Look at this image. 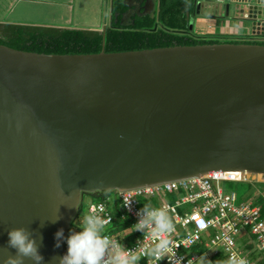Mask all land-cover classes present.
<instances>
[{
  "label": "water",
  "instance_id": "water-1",
  "mask_svg": "<svg viewBox=\"0 0 264 264\" xmlns=\"http://www.w3.org/2000/svg\"><path fill=\"white\" fill-rule=\"evenodd\" d=\"M197 5L196 16L264 37V0ZM212 172L264 176V45L94 55L0 45V264L20 227L42 264H58L66 244L55 248L54 234L69 235L86 195Z\"/></svg>",
  "mask_w": 264,
  "mask_h": 264
},
{
  "label": "built area",
  "instance_id": "built-area-1",
  "mask_svg": "<svg viewBox=\"0 0 264 264\" xmlns=\"http://www.w3.org/2000/svg\"><path fill=\"white\" fill-rule=\"evenodd\" d=\"M239 175L231 176L228 175ZM262 176L246 173L212 172L200 178L174 181L170 183L144 187L132 191L117 192L114 198L108 197L104 202L91 204L87 215L92 214L106 221L102 234L119 243L124 249L134 250L137 241H142L145 247H152L156 241L150 233L134 232L133 244L125 242L121 233H111V228L118 222L132 219L137 222V213L148 205L151 208H164L175 225L174 231L166 237L171 240L172 247L168 253L182 258L183 264H190L200 255L193 253L194 248H207L208 258H219L225 254L226 264H239L244 259L247 264H264V217L262 209L253 203L237 206V193L226 194L221 183H261ZM176 196V203L165 202L166 197ZM130 202V207H125ZM189 209H183L185 207ZM182 209V212L180 211ZM84 222V221H83ZM76 220L72 230H79L84 223ZM256 245L259 250L258 259L247 248V240ZM241 239L246 244L241 243ZM67 251V245H66ZM255 257V256H254ZM169 264L167 258L157 260L151 255L141 257L138 264Z\"/></svg>",
  "mask_w": 264,
  "mask_h": 264
},
{
  "label": "trees",
  "instance_id": "trees-1",
  "mask_svg": "<svg viewBox=\"0 0 264 264\" xmlns=\"http://www.w3.org/2000/svg\"><path fill=\"white\" fill-rule=\"evenodd\" d=\"M197 4L196 0H160L156 16L137 17L134 20V25L124 27L119 22V19L127 12L128 6L125 5L124 0H118L115 5L114 24L107 30L106 34L84 31L44 32L40 29L17 28L7 30L4 36H0V45L18 51L46 55H94L100 54L104 50L109 54H115L176 46L215 45L223 43L264 45V41L249 43L243 41V39L230 41L229 38H225L226 36L214 39L212 37L199 38L196 35L190 36L185 34L186 32H190L191 20L198 11ZM157 26L158 29L155 30ZM107 196L114 198L113 193H104L97 198L100 200L99 203L104 202ZM171 197L176 200V196ZM84 210L83 202L80 216L77 218L79 224H82L84 220L82 217ZM262 210L264 216V209ZM180 211L182 212V209ZM132 225L133 221L130 218L127 222L118 221L111 228V233L116 234L119 232L121 233V238H125V242L133 244L136 236ZM244 244H246V241H244ZM206 251L207 249L204 246L194 249V252L199 254ZM226 259L225 254H222V257L217 258V261L213 260V262L214 264H225Z\"/></svg>",
  "mask_w": 264,
  "mask_h": 264
},
{
  "label": "clouds",
  "instance_id": "clouds-1",
  "mask_svg": "<svg viewBox=\"0 0 264 264\" xmlns=\"http://www.w3.org/2000/svg\"><path fill=\"white\" fill-rule=\"evenodd\" d=\"M113 194L115 195V193ZM124 206L130 207V202H125ZM58 219L59 217L52 222H56ZM83 223L84 226L81 229L70 231L68 236H65L63 228L54 234L55 248L61 247V242L67 245L66 253L58 258V264H138L141 257L145 255H151L159 261L167 258L169 264H183L180 257L173 255L170 259L168 258L172 242L166 237L171 235L175 225L164 208H151L144 205L137 213V222L132 225L134 232L151 234L156 243L150 248L143 246L142 241L138 240L136 249L126 251L119 243L102 234L106 221L99 216L89 214L85 216ZM8 237V247L15 249L16 254L7 256L3 264H25V260H31L33 264H42L44 257L39 252V245L25 228L9 230ZM193 253L200 256L190 264H214L213 260L217 259L210 260L207 251L199 254L193 250ZM233 264L236 262L234 261ZM239 264H247V262L240 259Z\"/></svg>",
  "mask_w": 264,
  "mask_h": 264
},
{
  "label": "crops",
  "instance_id": "crops-1",
  "mask_svg": "<svg viewBox=\"0 0 264 264\" xmlns=\"http://www.w3.org/2000/svg\"><path fill=\"white\" fill-rule=\"evenodd\" d=\"M118 0H0V36H4L7 30L17 28L40 29L44 32L55 31H84L106 34L114 24L115 5ZM130 1V0H129ZM142 16H156L159 10L160 0H152L150 9ZM207 5L213 0H196ZM205 1V2H203ZM225 2L228 0H216ZM125 5L130 8V5ZM144 3L142 5H144ZM152 3V5H151ZM202 11H205L204 8ZM197 17V16H195ZM193 17V18H195ZM118 19V18H116ZM134 21L124 25L129 27ZM231 25H227L229 28ZM225 30V29H224ZM224 36L229 33L224 31ZM230 36V35H229ZM248 36L247 32L240 35ZM264 41V37L257 38ZM264 183V182H263ZM262 184V182H261ZM262 197V194L259 193Z\"/></svg>",
  "mask_w": 264,
  "mask_h": 264
},
{
  "label": "rangeland",
  "instance_id": "rangeland-1",
  "mask_svg": "<svg viewBox=\"0 0 264 264\" xmlns=\"http://www.w3.org/2000/svg\"><path fill=\"white\" fill-rule=\"evenodd\" d=\"M216 1V0H213ZM205 2V1H203ZM195 19V28L194 33L199 38H207L212 37L214 39L224 36L225 30L227 33H229L225 38H229L230 41H233L235 39H238V37H241L243 33H246L247 31L243 29L242 26L237 25L236 23H232L229 28H227V21L223 20H217V19H210L205 18L201 16H197ZM225 29V30H224ZM230 35V36H229ZM234 176V175H231ZM261 182H264V178L261 179ZM221 187L225 191L226 194L231 193H237L238 200L236 202L237 206H241L244 203H253L256 206L261 207L264 209V183L262 184H255V183H249V182H243V183H221ZM262 194V197L259 195ZM99 199L93 197V196H86L83 200L84 202V212L82 214V217L85 218L87 216L88 207L91 204L99 203ZM166 203H170L172 205H175L176 200L174 198L166 197L165 198ZM191 206L185 207L183 209H189ZM84 221V220H83ZM247 240V248L248 250L252 251L254 255V259H258L259 257V250L256 247V245L251 243V239L249 237H245ZM244 239L241 243H244ZM202 253V252H201ZM216 260V259H215ZM217 261V260H216ZM216 263V262H215Z\"/></svg>",
  "mask_w": 264,
  "mask_h": 264
},
{
  "label": "flooded vegetation",
  "instance_id": "flooded-vegetation-1",
  "mask_svg": "<svg viewBox=\"0 0 264 264\" xmlns=\"http://www.w3.org/2000/svg\"><path fill=\"white\" fill-rule=\"evenodd\" d=\"M143 3H144L143 0H130L129 1L130 8H128L127 12H125L123 14V16H121V18L119 19V22L122 25L123 24L127 25V24H130V22H132V20L134 21L135 18L139 17L140 15H143L145 13V11H144L145 3H144V5H142ZM143 7H144V9H143ZM148 9H150V3H148V6L146 7V10H148ZM124 17H125V19H124ZM186 34L190 35V36H195L194 32H192V33L191 32H186ZM257 38H258V36H252V35H248L246 37H242V36L238 37V39H243V40H245V41H247L249 43L250 42L251 43H258L259 41H258Z\"/></svg>",
  "mask_w": 264,
  "mask_h": 264
},
{
  "label": "bare ground",
  "instance_id": "bare-ground-1",
  "mask_svg": "<svg viewBox=\"0 0 264 264\" xmlns=\"http://www.w3.org/2000/svg\"><path fill=\"white\" fill-rule=\"evenodd\" d=\"M232 175V174H231ZM231 175H228L227 177H231ZM234 176H239V175H234Z\"/></svg>",
  "mask_w": 264,
  "mask_h": 264
}]
</instances>
